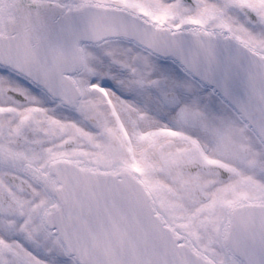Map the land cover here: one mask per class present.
<instances>
[{"label": "snow or ice", "instance_id": "6c2138e0", "mask_svg": "<svg viewBox=\"0 0 264 264\" xmlns=\"http://www.w3.org/2000/svg\"><path fill=\"white\" fill-rule=\"evenodd\" d=\"M0 264H264V0H0Z\"/></svg>", "mask_w": 264, "mask_h": 264}]
</instances>
